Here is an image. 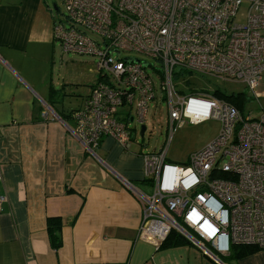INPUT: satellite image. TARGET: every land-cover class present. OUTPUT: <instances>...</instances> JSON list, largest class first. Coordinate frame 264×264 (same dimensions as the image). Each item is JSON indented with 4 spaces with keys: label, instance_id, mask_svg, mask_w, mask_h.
<instances>
[{
    "label": "built area",
    "instance_id": "obj_1",
    "mask_svg": "<svg viewBox=\"0 0 264 264\" xmlns=\"http://www.w3.org/2000/svg\"><path fill=\"white\" fill-rule=\"evenodd\" d=\"M65 20L55 21L59 49L96 58V83L67 130L96 158L102 138L129 151L128 125H144L156 99L142 64L125 62L136 53L158 63L159 94L167 110L166 140L141 153L142 177L150 192H137L142 217L139 238L156 249L175 231L213 260L231 246L264 251V118L244 117L207 92L180 94L179 72L243 84L254 93L264 78V0H61ZM242 4L245 23L235 22ZM95 35L99 42L84 32ZM119 52L116 55V52ZM133 107L134 115L120 108ZM44 119H55L49 107ZM219 124L216 138L185 165L167 160L173 133L184 124ZM226 174L229 179L219 177ZM5 197H0V205Z\"/></svg>",
    "mask_w": 264,
    "mask_h": 264
},
{
    "label": "crops",
    "instance_id": "obj_2",
    "mask_svg": "<svg viewBox=\"0 0 264 264\" xmlns=\"http://www.w3.org/2000/svg\"><path fill=\"white\" fill-rule=\"evenodd\" d=\"M57 20L45 0H0V264H264L262 250L213 260L139 238L141 204L123 181L145 191L142 152L104 137L94 158L67 130L98 76L95 63L88 74L53 82ZM59 94L79 102L67 111ZM249 94L264 100V78ZM45 107L55 119L42 117ZM47 218L62 222L57 251Z\"/></svg>",
    "mask_w": 264,
    "mask_h": 264
},
{
    "label": "rangeland",
    "instance_id": "obj_3",
    "mask_svg": "<svg viewBox=\"0 0 264 264\" xmlns=\"http://www.w3.org/2000/svg\"><path fill=\"white\" fill-rule=\"evenodd\" d=\"M51 9L53 15L59 20H65L64 8L61 0H45ZM52 2H55L58 12L53 11ZM248 10L247 4H242L238 9L235 22L238 24H244L246 13ZM88 37L99 42V39L84 31ZM58 47V46H57ZM120 58H132L140 62H146L153 65V68H147L145 72L152 78L155 89L156 99L149 105L148 112L145 117L144 126L146 131L141 138L139 136L140 126L135 123L129 124L131 141L130 152H142L149 153L159 150L166 140V122H167V110L165 104L161 101L159 94V75L155 70L158 69V63L147 57H144L136 53H122ZM96 63L94 56H84L74 53H64L59 47L57 48L54 70H53V82L61 83L63 80L70 79L72 77H79L83 74H88L89 69H93ZM176 90L183 92L182 94H190L195 92H207L213 94L218 92L223 96L239 95L243 94L246 100L242 105V115L244 117H255L261 114L264 110V100H257L251 98L246 87L241 83L222 81L215 78L200 76L197 74H187L180 76L175 81ZM64 108L68 111L70 108L75 107L79 98L75 96H62ZM125 111H130L131 115H134L133 107L120 108L121 120L123 122ZM69 126H73V123L68 122ZM219 132V124L217 121L211 119L199 125H191L189 123L184 124L179 129H176L173 133L172 140L167 152V160L171 163L178 165H185L189 157L195 152L201 150L205 145L213 141ZM146 193L150 192L147 187H144ZM221 259V258H220Z\"/></svg>",
    "mask_w": 264,
    "mask_h": 264
},
{
    "label": "trees",
    "instance_id": "obj_4",
    "mask_svg": "<svg viewBox=\"0 0 264 264\" xmlns=\"http://www.w3.org/2000/svg\"><path fill=\"white\" fill-rule=\"evenodd\" d=\"M57 7V6H56ZM58 9V8H57ZM191 73L179 72L176 75V79H179L180 76H185ZM182 94L183 92H180ZM213 95L221 100H223L226 104L234 107L238 110V112L242 115V105L246 100L243 94L239 95H231V96H223L218 92H214ZM222 180H228L229 177L226 174H223L219 177ZM61 228L62 222L59 218H47L46 219V229L48 232V236L50 239V245L53 250L57 251L62 246L61 241ZM193 245L187 241L182 235L175 231H171L167 238L162 242L158 249H172L178 247H184ZM258 250L255 246H231L228 255L230 260H239L245 258ZM225 259V258H224Z\"/></svg>",
    "mask_w": 264,
    "mask_h": 264
},
{
    "label": "water",
    "instance_id": "obj_5",
    "mask_svg": "<svg viewBox=\"0 0 264 264\" xmlns=\"http://www.w3.org/2000/svg\"><path fill=\"white\" fill-rule=\"evenodd\" d=\"M52 9H53V11L58 12V9H57V7H56L55 2H52ZM118 54H119V52L117 51V52H116V55H118ZM124 60H125V62H132V63H139V62H140V61H138V60H136V59H132V58H126V59H124ZM140 63L142 64V66H143L144 68H146V67H150V66H151V64L146 63V62H140ZM145 131H146V128H145L144 125H142V126L140 127V131H139V136H140L141 138L143 137ZM123 183H124V184H128V185L131 187V185H130L128 182L123 181ZM131 188H132V187H131ZM132 189H133V188H132Z\"/></svg>",
    "mask_w": 264,
    "mask_h": 264
}]
</instances>
